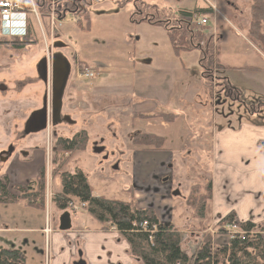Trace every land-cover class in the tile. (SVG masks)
<instances>
[{"label": "rangeland", "instance_id": "1", "mask_svg": "<svg viewBox=\"0 0 264 264\" xmlns=\"http://www.w3.org/2000/svg\"><path fill=\"white\" fill-rule=\"evenodd\" d=\"M165 1L166 5L168 7H172L173 14L178 19L179 16V10L182 7H198V8H208L210 7V4H212L216 9L217 13L215 14V21L214 16L211 18L209 16V24L208 25H201L198 26L194 23H191L192 30L195 31V29H198L200 31H205V33H210L213 31H216L217 34L221 33L223 34L222 43L218 44L219 47V53L222 55V60L227 61L228 63H235V64H241L243 63L244 59L243 57H237L236 60L233 59V54L230 52L232 48H236L239 46H243L247 44L242 40L241 36L245 35V31L248 29L251 18H250V1L249 0H239V6L245 9V12L243 15H239L237 13L233 12L232 8H229L226 5L225 0H163ZM231 2L233 0H230ZM264 1V0H262ZM252 4V3H251ZM110 3L108 1L102 2V7H109ZM97 12L99 13L101 11V8L99 6L96 7ZM169 17H172V14H168ZM235 18H237L239 21L241 20V26L237 24L235 21ZM176 19V20H177ZM30 24L34 25L36 33V37L39 38L38 45H29L26 46L27 48L23 51H11L14 61L17 56V60L14 64L11 65V69L8 70L10 72L11 76L14 77H21L23 73H29L32 74L33 70L35 69V66L43 57V54H48V49H51V44L54 40L63 41L65 43H68V45L73 46L75 55L77 53V46L74 42V39L71 37V34H73L74 30L82 33H88L83 32L78 29H76L73 25V22L67 23L70 20V16H68V19L66 20V23H62V25L58 26V29L60 30L58 34H56L55 29L52 32V34L49 31L48 24L46 23L45 17L41 16L39 20V24L41 26V29L37 25L36 20L32 16H29ZM174 20V21H176ZM218 20H220L218 22ZM36 24V25H35ZM133 24V23H132ZM203 26V27H202ZM215 26V27H214ZM151 25L148 23H138L133 24L134 30L137 28H140L144 32H148L147 36L145 37L144 43L139 41V46L136 47V51H134L131 54H128L129 63L131 66L135 64V71L137 69L141 68L143 62H141V55L142 53H139L140 49L145 48L148 50L151 49H157V52L159 53V60H161V65H164V61L169 60V54H170V38L169 34L165 31V33L161 30L160 27H156L155 31H151ZM154 27V26H153ZM150 28V29H149ZM195 28V29H194ZM210 28V29H208ZM212 29V31H211ZM177 31V32H183ZM228 31L235 32L236 36L229 35ZM264 31V27H263ZM70 36V38H69ZM130 36L132 39L135 40L136 37L140 38V30L137 29L135 33H131ZM130 37V38H131ZM138 38V39H139ZM73 39V40H72ZM87 39V38H86ZM151 40V41H150ZM73 41V42H72ZM220 42V40H219ZM253 42V41H252ZM156 43V47H153V44ZM214 41L210 40V49L208 50V56L202 61V63L206 67H211L214 64V60L211 58V53L214 51ZM70 47V46H69ZM185 47V46H184ZM205 49V47H204ZM6 52L8 54V50L6 48ZM70 50L72 48L70 47ZM56 51V50H54ZM73 51V50H72ZM86 51L89 52V56L95 55V53H91L88 51V48H86ZM60 52L65 53L68 58V60L71 62L72 66V74L70 75L69 82L67 84V87L65 89V93L62 100V115L70 114L71 120H76V125L68 124V123H62L60 126L56 128V134L58 138H71L76 133H78L81 130H84L87 132L89 141L87 144V147L84 151H80L77 153H74L71 155L68 164L63 168V170L73 171L76 168H79L83 170L87 175L88 184L92 188V191L96 196H102L107 199H116L121 201H127L129 200L131 192L135 191L140 194H142V190L147 189H155L157 188L156 185H160V177L163 175L164 171L168 168L169 165L178 164L180 167L181 165H184L183 162H181V152L173 150H169L170 146L166 148L167 145H175L176 144V137H183L184 133L185 136L187 132L196 134L198 137L202 135V131H206L210 129V125L213 126V121L209 120L208 116L211 114V110H213V106L215 105V101H211V99L208 97L210 91L214 92L212 81L209 77H205L202 75V67L200 65V60L203 59V53L200 49L196 48H189V49H182L180 50V58H175L171 54V60H178L185 64V67H189V70L187 71L188 77L186 80L183 81H175V83L172 86V93H174L173 99L168 104V109L165 108H159L161 111L165 113H177V111L182 112L183 115H186L185 121H180V124H183V132L179 129L176 134H171V142H168L166 140V144L164 148L161 151L157 152H151V151H144L143 148L136 147L131 143V136L133 131L138 132H144V129L148 128H158V124L155 123L154 127L147 126L146 123H142L141 121L135 119H131L129 116L130 112H133L135 110L137 111H146V110H140L141 104L135 105V101H131L128 98H121L120 96L117 97L115 105L110 104L113 99L111 96L107 95H95L93 92L92 87L90 86L91 82H82L77 81L75 79V62L77 60L76 58L73 59L70 54L68 55V50H63ZM70 52V51H69ZM254 53V51H253ZM10 54V53H9ZM64 54V56H65ZM86 55V54H85ZM177 56V55H176ZM99 58L97 57V60ZM193 65V66H191ZM101 64L94 63L93 70L96 71L101 68ZM103 69V68H102ZM163 68L159 67L158 71H160V74L166 75L167 72L161 71ZM144 70V69H142ZM35 71V70H34ZM153 71V70H152ZM107 72V70H106ZM103 72V73H106ZM155 72V71H154ZM102 74V73H100ZM71 80V81H70ZM101 80V78H99ZM92 85V84H91ZM137 85H139V80L136 78L134 79V87H135V98L136 101L140 98H158L163 100V96L160 94H157L155 88L153 85L146 86L145 90L137 89ZM197 85V88L199 90V93L195 97V102L188 103L187 101L184 102L181 100L183 98V92L186 89H190L193 86ZM168 86V85H167ZM37 88H40V85L37 86ZM39 90V89H38ZM35 92V90H34ZM255 95H252V98L256 99V102H260L261 96L258 93H254ZM27 100L24 97H20L17 100V108L18 112H23L24 108L27 107V109L31 108V110H35L38 107V102L35 99L36 96L32 97L31 100H29V89L26 90ZM35 95V93H34ZM105 98V99H101ZM116 98V97H115ZM134 98V99H135ZM186 98V97H185ZM100 100H107V102L99 103ZM197 101V103H196ZM148 104H153L154 102H147ZM95 105V106H94ZM129 106V107H127ZM29 107V108H28ZM157 108V107H155ZM154 108V109H155ZM213 114V113H212ZM256 119V117H255ZM233 123H235V119H231ZM153 123V122H151ZM154 124V123H153ZM244 129H242L239 132L233 133L235 131L230 130H223L221 132L216 133V136L220 139H224L227 141L232 142H239L243 145L245 149H250L251 146V134L246 132V125H244ZM213 128V127H212ZM50 129L46 130L45 133L40 132L37 134H32L28 137L29 142V149L32 153L35 151L40 152L39 149H41V152L39 154V157L37 159V166H35V171L31 172L28 170L26 172V175L24 178H21L20 176L15 178L13 177V183H16L17 185V191L16 196H20L16 203L11 204L9 206H0V209L4 211V216H6V222L5 225H2L6 227V230L4 232L8 231V228L14 226L15 217H13L14 214H17L18 221L16 223V226L14 227V230L10 233H7V236L10 238L7 239V243L3 244L2 247H11L10 241L11 238H19L21 241L20 247L21 251L23 253V256L25 258L26 264H41L43 263V236L40 232H38L37 228L42 227L43 225V219H44V213L43 209L45 205L48 203V205L51 206L50 213L53 216V225L52 227L54 229H57L58 226V217H59V208L57 206L56 201V195L57 192L60 190V187L58 186L57 179L51 174V169L55 167L53 164L50 165L49 169V176L48 179L44 181V191L42 196H36L31 198L30 200H25L21 198V192L22 188L32 186L33 184H36V181L31 182H25L29 179L33 178V176L36 174V168H38L39 165H42L45 163V142H49L51 144H54L55 138L51 139L50 136ZM56 137V138H57ZM99 138L103 139V147L105 149L106 155L102 156L99 154H95L92 151V147H90V142L92 140L97 141ZM39 147V149H35ZM28 148V146H27ZM248 151V150H247ZM256 151V150H254ZM177 154V156L172 158V163L170 162L171 154ZM172 154V156H173ZM68 156V153H64L61 155V158H58L57 162L60 159H64ZM188 165L192 164V160L188 159ZM56 162V161H55ZM180 163V165H179ZM201 164V163H200ZM114 165H118L117 170L113 169ZM197 165H194L193 170L194 174L192 176L193 180H190V174L188 173V170L190 167L183 168L180 167V172L178 175L172 176L173 186L176 184L177 176H181L182 179L178 180L182 183L181 191L183 193H187L190 186L193 184L203 185L200 182V179H196V173L198 175H201V168L203 166L200 165L199 169L196 168ZM205 169V167H203ZM178 173V172H177ZM186 174V175H185ZM188 175V177H187ZM204 182V181H203ZM31 189V187H30ZM32 190V189H31ZM46 191L51 192L52 195L49 196V199L45 197ZM33 193V192H32ZM20 194V195H19ZM185 195V194H183ZM43 197V199H42ZM76 202V199H74ZM14 205H17L19 207H15L14 214L9 216L11 211H7L9 208H12ZM173 206V205H172ZM23 207H26L23 209ZM209 205L206 209V218L209 217ZM13 217V218H11ZM170 217V216H168ZM10 218V219H8ZM88 220L93 222L89 217L82 214V212H78L76 215L72 216V225L73 227H77L81 220ZM172 222L175 226L180 228L182 230V241L181 246L185 252L193 253L197 244L193 240V236H201L205 233H209L212 237V243L213 247L218 246H224L226 245V234L222 235L223 238L218 237L220 233H218V230L220 229L219 222H215L214 218L212 221V217L210 216L207 222L206 227H198L197 222L195 221L192 224L185 223L186 220L184 219V213L182 215L180 214L179 208L176 207L173 209V216H172ZM254 220L253 223L257 224L260 227H257L256 230L261 231L260 236L264 239V220L262 219H252ZM251 220V222H252ZM211 225V226H210ZM210 226V227H208ZM12 229V228H11ZM18 229H29L27 232H18ZM58 231V230H57ZM198 233V234H197ZM113 234H118V231L113 228ZM121 237V236H120ZM216 237V239H214ZM200 240V239H199ZM199 242V241H198ZM132 264H135L132 262Z\"/></svg>", "mask_w": 264, "mask_h": 264}, {"label": "crops", "instance_id": "2", "mask_svg": "<svg viewBox=\"0 0 264 264\" xmlns=\"http://www.w3.org/2000/svg\"><path fill=\"white\" fill-rule=\"evenodd\" d=\"M144 1L149 5H155L160 10L162 9L164 13H171L172 17L175 16L171 6L168 8L166 6L165 8L166 3L163 0ZM249 1L251 5V3L256 0ZM225 2L229 8L233 9L234 13L241 16L245 12V9L239 6V0H233L232 2L230 0H225ZM99 6L102 10L111 8V4L109 7H102V4ZM193 8L195 7H182L180 10H190ZM47 20L48 19H46V21ZM219 21L220 20H218V22ZM235 21L241 26V20L239 21L235 18ZM151 26V29H149L152 32L155 31L156 27H160L165 33V29L162 26ZM137 29L140 30V38L136 37L134 40L130 34L135 33ZM137 29L134 30L133 24L130 22L128 10L112 14H90V31L85 34L74 30L73 34H71L77 46V61L92 68L94 63L103 65L100 69L95 71L98 74L95 76L93 82L90 83L95 95L128 98L132 102L135 101V105L140 103V110H146L144 112L137 110L133 112L148 113L153 111L155 107H157L155 109L159 111H161L159 108H165L167 110L168 104H170L174 96V93H172L173 84L176 80H186L189 67H185V64L181 61L178 63V60H171V54L175 58H180V54L176 56V54L173 53L171 45H169L171 47L169 60L164 61L163 66L161 65V60H159L158 48L151 50L145 48L140 49L139 53H142L140 60L143 63L140 66L141 68L135 71V64L131 66L127 55L136 51V47L139 46V41L144 43L145 37L149 32H144L140 28ZM248 32L249 27L245 31V35L241 36L247 46L243 45L232 48L230 51L233 54L232 60H236L237 57L245 58L243 63L235 64L228 63L221 59L222 55L219 53L218 44L222 43L223 34H217V32L214 31L213 34L217 36V55L215 59L220 71H223V78L227 76L228 82L240 88L242 94L241 98L244 99L248 105H256L257 102L255 98H252V92L260 94L261 98L264 97V54L256 50L258 47L248 38ZM228 33L234 37L236 36V34H234L235 32L228 31ZM153 47H156V43L153 44ZM86 48H88V51L91 53H95V55L92 57L89 56V52L86 51ZM97 57L99 58L98 60ZM159 67L163 68L161 71L167 72L166 75L160 74V71H158ZM246 67H255L257 70L245 69ZM101 70H107V72L100 74L99 72H101ZM135 76L139 80L137 89L145 90L146 86L153 85L157 94L162 95L164 99L161 100L152 97L150 99L140 98L136 101L134 87ZM99 78H101V80H99ZM243 85L249 87L244 88ZM38 89L37 86H33L32 88L33 91H39ZM198 93L199 90L197 85H194L192 88L186 89L183 92V98H181V100L184 102L187 101L188 103L195 102V97ZM210 93L211 101H215L213 110H211V114L208 116L209 120L214 122L213 126L210 125V129L202 131L200 137L195 133L192 134L187 132L186 136L184 133L183 137H176L175 145H167L166 148L170 146L169 150H178L177 154L181 152V155L183 154L181 156L182 158L192 160V164H189L190 169L188 170L191 176L190 180H193L194 177L192 176L195 171L193 170L194 165H197L196 168L199 169L200 165L204 166V162H206L204 167L207 168L206 171L208 172L207 180L211 183V199L208 204V214L209 217H212V221L213 218L215 222L219 221L229 212H234L239 221H251L252 219L264 220V107H260L258 115L248 116L246 110L237 109L238 104H232L228 98L224 96L223 98L217 97L214 92L210 91ZM145 101L154 103L151 105L145 103ZM176 114L179 118L177 117L172 123H164L160 120L141 121L151 127H154L155 123L158 124L157 129L148 128L147 130H153L155 134L164 138L162 149L166 144V140L172 143L171 134H176L179 129L183 132V124H180V121H185L186 115H183V113L179 111H177ZM231 119H235V123H233ZM244 125L247 126L245 131L251 134L250 149H245L239 142L227 141L225 138L220 139L216 136V133L223 130L235 131L233 133L239 132L245 128ZM31 154H33V159H38L39 155L37 156L36 152L30 153V155ZM172 154L169 164L172 163V158L177 156V154H173V156ZM182 158L180 160L184 163V159ZM201 161L202 164H200ZM184 165L180 167L183 168ZM15 166L18 167V171L20 172L19 168L21 166L18 164ZM24 166L27 167V171L30 170L34 172L37 162L29 160ZM180 167L176 163L168 166L163 173V175L165 174L164 176L168 178V182L172 181L173 175L179 174ZM19 176L21 178L25 177L24 175L17 174V177ZM195 178L200 179L202 184L204 183L203 181L206 180L202 175H198V173H196ZM180 179H182V177L177 176V180ZM168 182L161 184L157 188L161 190L162 185L168 184ZM179 184L180 187L178 188L181 190L180 188H182L183 185L181 182ZM93 195L96 196L94 192ZM133 197L138 200V205L140 207H153L159 221L162 223L172 222V220L164 214L163 208L173 205L174 209L177 205L180 214L182 215V213H184L185 223L192 224V222L194 223L196 221L198 227L202 225V219L189 220L191 211L187 209L183 201L176 202L177 199L170 200L167 198L159 200L158 197L150 194H140L135 191H133ZM15 207L19 206L14 205L7 210L11 211L9 216L14 214L12 212H14ZM24 208L26 207H23V209ZM82 214L89 217L93 222L83 219L77 227H73L72 225L71 229L68 231L54 229L55 231L50 238L52 264H132V262L141 264L139 259L129 254L128 245L122 237L101 229L100 224L95 222L88 213L82 212ZM13 217L16 219L14 226L8 228L7 232H4L6 227L2 225H5L6 216H4V211L0 209V243L6 244L8 242L6 238L10 237L7 236V233L14 230L18 221L17 214H14ZM209 217L204 221V225H207V222L210 223V220L208 221ZM252 222H254V220H252ZM34 230L41 233L42 227ZM17 231L30 232L29 229H18ZM218 237L223 238V236L220 235H218ZM11 239L10 246L21 250L20 239L15 237ZM199 239L200 236H193V240L196 244ZM214 239H216V237ZM224 243H227V240H225ZM0 247H2V245H0Z\"/></svg>", "mask_w": 264, "mask_h": 264}, {"label": "trees", "instance_id": "3", "mask_svg": "<svg viewBox=\"0 0 264 264\" xmlns=\"http://www.w3.org/2000/svg\"><path fill=\"white\" fill-rule=\"evenodd\" d=\"M26 9L30 8L28 0H19ZM37 11L42 16L53 11L59 20H65L68 16L77 18L73 25L76 29L88 32L90 29V14L96 13V7L104 1L111 4L108 10H102L98 13H117L123 10H128L130 22L138 24L147 22L151 25H160L169 34L173 53L180 54V50L198 48L202 51L203 56L200 60L202 67V75L212 78V66L206 67L202 61L208 56L210 49L211 32L205 33L199 28L192 30L189 23H185L180 16L202 13L209 16L211 8H193L190 10H179L178 19L169 17L163 10L158 9L155 5H149L144 0H32ZM100 7V6H99ZM251 23L249 26L248 38L253 41L259 49L264 53V1L256 0L250 5ZM177 19V20H176ZM176 20V21H174ZM205 26V25H203ZM202 26V27H203ZM185 30L183 32H177ZM210 29V28H208ZM34 25H29L27 33L24 37L12 39H2L0 44L15 47L17 49L28 45H38L39 38L36 37ZM185 46V47H184ZM205 47V49H204ZM209 48V49H208ZM73 50V49H72ZM71 56L76 58L75 51H72ZM84 63H77L79 69L85 68ZM219 67V66H218ZM245 69L257 70L255 67H246ZM106 70H101V73ZM223 71L216 72V84L222 89H225L226 94H239L240 88L229 82L228 77L223 78ZM244 88L249 86L243 85ZM232 88V89H231ZM252 92V91H251ZM233 93V94H234ZM253 95L254 92H252ZM111 104L115 105L114 100L117 97H112ZM104 99V98H101ZM264 107V97L261 98L258 104H250L247 108L251 113H256L255 108ZM131 119L139 121H148L152 119H160L165 122H174L178 115L173 113H164L159 110H153L149 113L130 112ZM131 143L143 148L142 150L158 151L164 145V138L155 134L153 130L146 132L133 131ZM88 134L81 130L71 138H55L54 142V160L55 167L52 169V175L57 179L60 185V191L56 195L57 206L59 211H66L68 202L71 199H76L81 202H87V212L90 217L100 225L110 223L115 226L118 234L124 239L128 245V252L132 257L141 261V264H264V239L260 236V232L256 230L257 224L251 221L241 222L239 225L245 231V235L235 237L227 241L226 245L213 247L212 237L209 233L200 236V240L193 253L185 252L181 246L182 230L172 223H162L159 221L152 207H140L138 200L133 197L131 192L129 200L121 201L116 199H107L102 196H94L92 188L88 184L86 173L76 168L73 171L63 170L68 164L72 154L84 151L88 144ZM68 153L64 159H60L61 155ZM56 161V162H55ZM38 180L36 181L37 189L32 193L30 187L22 188L21 198L30 200L36 196H42L44 191V166L38 170ZM31 182V181H30ZM7 182L0 181V203H16L20 197L16 196L18 190L15 184V191L11 193V200H8V185ZM20 195V194H19ZM43 199V197H42ZM211 199V183L209 180H204V184L192 185L190 191L185 198V206L191 211L189 220L202 219L200 227H206V209ZM236 218L234 212H229L218 222L221 228L218 230L220 235L225 234L224 226L233 224ZM143 223H146L145 225ZM264 229V227H263ZM0 264H25V258L20 249L14 247H0Z\"/></svg>", "mask_w": 264, "mask_h": 264}, {"label": "flooded vegetation", "instance_id": "4", "mask_svg": "<svg viewBox=\"0 0 264 264\" xmlns=\"http://www.w3.org/2000/svg\"><path fill=\"white\" fill-rule=\"evenodd\" d=\"M2 39H4V38H0V42L2 41ZM5 40H7V39H5ZM61 42H63V41H59L57 39L54 40L53 43L51 44V49L47 50L48 54L52 56L54 54V52H56L58 50L59 51L60 50L61 51L68 50V55L70 54V56H71L72 50H70V47L72 48V46L68 45V43L63 42L65 44V47H63L62 49L56 50L57 48L56 49L53 48L54 44H59ZM6 48L9 49L8 54L6 52L7 51ZM26 48L27 47L25 46L23 48L17 49L15 47H10L7 45L0 44V181L2 183L7 182L6 184L8 185L7 189H8V200L9 201L11 200V193H13L15 191L14 188H15L16 183H13V177L17 178V174L24 175V176L26 175L27 167L24 165L27 164L29 160H33V161L37 162L36 158L33 159V154L30 155V153H32V151L27 150V149H29V142L27 140L28 137L32 134H37L40 132L45 133L44 131H39L37 133H32V132L28 131L29 126H31L28 121H29L32 113L38 109H42L45 107L46 114H47V121L51 124V121H50L51 99L49 97V93H50L49 81H51V68H50L51 63L48 60L46 61V63H47L46 84L43 83L39 79L38 73L36 72V66L34 69L35 71L33 70L32 74L23 73V75L19 78H17V77L13 78L11 76L10 72H8V70L11 69V65L14 64L15 61L17 60V56H16V59L14 61V57L11 54L12 53L11 51L12 50L13 51H23ZM54 50H56V51H54ZM63 54H65V53H63ZM45 55L46 54H43V57H45ZM51 56H50V59H51ZM65 56H67V55L65 54ZM40 60H38L37 64L39 63ZM75 63L76 64H75L74 74H76L78 69H79L77 67V62H75ZM70 66H71V62H70ZM71 74H72V66L70 68L69 78H70ZM69 78H68V82H69ZM75 79H76V77H75ZM68 82H67V84H68ZM38 85H40L39 91L34 92L32 90L33 86H38ZM224 85L228 86L229 82L227 84H224ZM212 86H213V88H215L214 93H215V95H217V97L223 98V96H224V97L228 98V100L232 104H238L237 109L246 110L248 112V116L258 115L260 108H255L257 110L256 113L254 112V113L250 114L251 111L247 108L248 104L244 101V99L241 98V95H242L241 92H239V94L236 95L234 93L235 92L234 89L231 88L232 92L234 94L233 93L226 94L225 89L224 88L220 89L216 83H212ZM27 89H29V100H31V98L34 96H36L35 99L37 101L39 100L38 107L35 110H31V108H29V107H28L29 109H27V107H25L23 112L21 113L20 111L18 112L17 100L20 97H24L27 100V95H26ZM34 93H35V95H34ZM208 97L211 99V93L208 95ZM102 102H107V100H100L99 103L101 104ZM61 112H62V110H61ZM61 116L62 117L63 116H69L70 117L71 115L65 113L64 115H61ZM185 119H186V116H185ZM160 121H162V120H160ZM76 122L77 121L75 120L73 125H76ZM162 122L167 123L165 121H162ZM62 123H65V122L61 119V122L59 124H57L55 127H52V133H51L52 138L57 137L56 128L58 126H60ZM168 123H170V122H168ZM146 131H147V129H144V132H146ZM102 144H103V139L99 138L97 141L92 140L89 145H90V147L93 148V147L103 146ZM27 146H28V148H27ZM35 149H39V147L34 148V150ZM39 150L41 152V149H39ZM35 151L33 153H35ZM40 152H37V156L40 154ZM99 155H102V156L106 155L105 149ZM182 159H184L185 167L186 168L189 167L188 161L185 158H182ZM16 164L21 166L19 168L20 172L18 171V167L15 166ZM201 164H202V161H201ZM43 165L44 164L39 165L37 170ZM205 165H206V162H204V166ZM203 167H202L201 175H202V177H204L207 180V176H208V172L206 171L207 168L205 167V169H203ZM45 175L46 174H45V168H44V179H45ZM164 175H162L160 177L161 178L160 179L161 184L168 182V178ZM37 177H38V171H36V174H35L33 179L31 178L25 182L38 180L39 177L38 178ZM187 177H188V175H187ZM179 183H180V181H178L176 179V184L174 186H173V181H169L168 184L162 185L161 190H159L158 188H155L154 190H151V189H147V190L141 189V190H142V194H150L152 196L158 197L159 200H164L165 198H167L170 200L177 199L176 202H180V201L185 202V198L188 195L190 188H189L187 193H183V191L179 190V188H178V187H180ZM159 186L157 185V187H159ZM29 187H31V189H32V190H29L30 192H34L37 189V185H34V184L32 186H29ZM183 194H185V195H183ZM11 204L12 203H9V202L3 203V204L0 203V206L1 205L10 206ZM149 207H151V206H149ZM163 209H164V214L167 215V217L170 216L168 218L171 220L172 219L173 206L164 207ZM169 222L172 223L171 221H169Z\"/></svg>", "mask_w": 264, "mask_h": 264}, {"label": "built area", "instance_id": "5", "mask_svg": "<svg viewBox=\"0 0 264 264\" xmlns=\"http://www.w3.org/2000/svg\"><path fill=\"white\" fill-rule=\"evenodd\" d=\"M28 1L29 3H31L29 12L33 13L37 18L38 13L35 7L33 6L32 0H28ZM27 12L28 9H26V7L22 5L19 0H0L1 36L13 38L23 35L27 25L26 22ZM183 19L186 22L195 23L197 25H204L207 23V18L198 13L185 15ZM73 20L75 21L76 19ZM50 24L53 28L60 26V24H57L55 16L53 14H51L50 17ZM77 78L92 80L94 78V73L91 71L90 68L86 67L78 71ZM51 195L52 193L46 191L45 197L47 199H49V196ZM68 206L71 208V210L77 211V210L85 209L87 207V204L85 202H80L79 204H75L74 202L70 201L68 203ZM145 224L146 223H144V225ZM113 228L114 227L109 224V231L113 232ZM224 229L226 230L227 239H233L237 236L242 238L246 234L245 231L242 230L241 227L239 226L237 220H235L233 224L226 225ZM41 232L44 240L42 264H52L50 236L53 232V229H52V215L50 213V205H48V203L45 205L44 223Z\"/></svg>", "mask_w": 264, "mask_h": 264}, {"label": "water", "instance_id": "6", "mask_svg": "<svg viewBox=\"0 0 264 264\" xmlns=\"http://www.w3.org/2000/svg\"><path fill=\"white\" fill-rule=\"evenodd\" d=\"M65 47L63 42L59 44H54L53 48L58 50ZM47 58L43 57L39 63L36 65V72L38 73L39 79L46 84V76H47ZM50 68H51V113H50V121L52 127H55L57 124L61 122V119L68 124H73L74 121L71 120L69 116H61L62 115V100L64 96V92L67 86L69 73H70V62L61 53L59 50L54 52L50 59ZM29 132L37 133L39 131H44L46 129L47 124V114L45 107L42 109H38L34 111L29 119ZM92 151L95 154H101L104 151V147H93ZM118 165H114L113 169L117 170ZM72 227V219L71 215L68 211L62 212L58 217V230L59 231H68Z\"/></svg>", "mask_w": 264, "mask_h": 264}, {"label": "bare ground", "instance_id": "7", "mask_svg": "<svg viewBox=\"0 0 264 264\" xmlns=\"http://www.w3.org/2000/svg\"><path fill=\"white\" fill-rule=\"evenodd\" d=\"M39 11V10H38ZM144 224V223H143Z\"/></svg>", "mask_w": 264, "mask_h": 264}]
</instances>
